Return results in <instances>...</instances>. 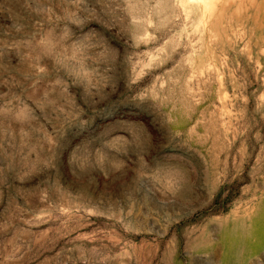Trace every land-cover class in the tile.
I'll list each match as a JSON object with an SVG mask.
<instances>
[{
    "label": "rangeland",
    "instance_id": "1",
    "mask_svg": "<svg viewBox=\"0 0 264 264\" xmlns=\"http://www.w3.org/2000/svg\"><path fill=\"white\" fill-rule=\"evenodd\" d=\"M0 264H264V0H0Z\"/></svg>",
    "mask_w": 264,
    "mask_h": 264
}]
</instances>
